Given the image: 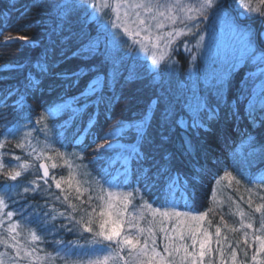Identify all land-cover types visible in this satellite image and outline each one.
<instances>
[{
	"label": "snow or ice",
	"instance_id": "1",
	"mask_svg": "<svg viewBox=\"0 0 264 264\" xmlns=\"http://www.w3.org/2000/svg\"><path fill=\"white\" fill-rule=\"evenodd\" d=\"M259 3L264 5V0H259ZM231 7L229 0H165V2L162 0H64V2H59L58 0L52 4V8L56 12V26L61 28V31H63L61 25H70L73 16H77L81 12L84 13L86 20H93L97 25V35L90 38L88 44L83 45L74 55H98L101 44L104 43L105 61L110 63L115 70L122 62L124 55H118L119 45L124 43L121 40V35L126 36L130 41L128 54L132 55L133 59H135L134 54L137 50L142 53H150L148 58L151 60V67L146 65H142V67L161 93H163L161 87L163 74L159 71L161 65H165L166 70L171 68L176 63L173 53L177 52L180 47H183L186 52H191V40H183L182 45L177 44V41L183 37L194 39L196 48L202 46L204 36L201 33L204 29L201 25L203 21L211 18L228 24L240 36L242 48L238 55L226 58L220 68L214 70L210 78L205 79L204 94L196 90L193 92L192 98L184 102L183 110L186 112V116L176 118L175 104L172 99L158 95L149 105L148 112L140 120L128 125V128L135 132L134 144L119 142L118 138L124 132L123 125L114 127L101 138L103 143L98 144L94 149L93 159L105 158V153H110V155L106 157V169L102 176L103 183L93 182L99 188V193L96 196L88 195L87 201H84L81 197L90 189L84 188L83 184L88 182L75 181V192L77 193L75 199L80 202L81 206L87 203L90 211L88 208L72 203L69 195L65 194L64 189L61 188V184L64 182L68 184L69 188L73 186L75 179L71 172L73 165L67 159L66 153L52 148V141L48 139L51 129L47 123V117L42 113L36 121L37 125L42 126L39 129H33V131L44 133L45 147L38 149L33 146L29 139L32 137V131L25 130L15 147L22 150L31 149L26 152V155L32 160H22L20 156H15L14 159L18 163L9 166L0 159V175H3L5 181L0 185V188H3V192H0V229H2L0 245L13 250L15 261L23 260L27 264H49L50 260L60 257L65 259L66 264H120L121 261L123 264H216L218 256V264H226L227 250L230 249L231 264H238L237 248L232 247L231 241L222 233L221 226H215V239L213 233L209 231L212 221L207 217L214 211V208H209L198 215H194L190 210H177L181 201L184 202L185 208L190 207L189 198L190 195H194V192L189 180L195 181L202 172L206 171V166L193 165L190 178L184 176L173 168L171 155L166 147L171 140L172 133L179 127L184 134L181 149L184 155H193L194 145L188 133L193 131L199 135L200 129L209 131L208 123L221 119L222 108L227 109L224 119L240 120L238 105L244 100H247V103L244 104V116L253 127L258 126V122L264 123V49L256 43L257 34L247 26L240 27L236 24L237 17L231 15ZM237 7L246 9L248 13L264 17V11H261L259 7H254L252 0H238ZM109 26L112 31H109ZM166 26L168 30L164 31ZM259 37L264 39V32L259 33ZM12 39L11 36L6 37V41ZM17 39L31 42L28 37L21 36ZM249 66L255 68V71L246 72L245 78L240 82L237 97L229 103L225 99V90L230 84L233 74L241 67ZM37 67L42 72L46 71V58L44 64H38ZM87 71L89 69L82 68L79 73H73V76L78 80L79 76L86 74ZM157 77H160L159 82L156 81ZM132 78H139V73L135 68H130L128 76L125 77L126 80ZM115 81V71L109 73L107 81L96 77L88 82L81 97L85 101L91 100L98 107L104 102L103 87L105 84L112 87ZM38 85L39 81L30 74L24 85V93H20L19 99L16 101L18 109L26 106V93ZM15 91L19 93V89ZM12 94L13 92L10 91L4 98L6 99L8 95ZM88 106L86 102L81 107L73 108L72 116L65 124L75 120ZM68 107L71 106L68 105ZM153 108H157L159 111L158 140L148 132L153 119L150 114ZM48 111L49 115L55 114L51 108ZM0 119L4 120L3 131H0V136L4 137L0 140V149H3L7 139L14 138L22 129H27V125L8 121L6 115H0ZM94 124V119L89 117L87 126L78 130L76 138L89 133ZM245 137L242 138V143L247 145L253 155L264 154V145L257 146V142L251 134L246 133ZM145 148L147 151L142 150ZM49 149L69 167L67 181L64 177L56 179L55 176H50V167L55 169L58 165L52 163L49 167L43 162L45 159L53 160V156L48 154ZM156 154L162 155L157 159ZM72 155L76 156L77 154L73 153ZM78 158L82 159V156ZM32 161H39L38 169ZM133 162L136 164L135 183L142 187H132L126 183L130 174V165ZM146 162H148L147 166H145ZM206 164L207 153H205ZM6 167L7 171H5ZM30 170L42 171V176L37 175L29 181L23 187L22 193H17V195L26 199L25 194L39 192L54 201H60L63 196L62 202L67 204V207L71 209L70 212L58 210L48 200H45L43 205H32L26 201L15 212L6 211L9 207L10 193L17 187L16 184L9 185L7 181L15 182ZM49 179L57 189H61L60 195H53L47 191V188L51 187ZM221 179H227L229 184L233 180L236 184L240 183L231 172H225ZM40 180H43L46 186L43 189L39 183ZM217 183L220 181L218 180ZM124 188L131 190H115ZM153 188L159 191L162 199V204L158 207H153V204L141 195L142 190L147 192ZM91 191H96V188H92ZM248 191L251 192L252 189H248ZM137 195H140L141 203L139 205L133 203ZM94 201H98V203H94ZM249 206H251V200H249ZM45 207L48 208V211H42ZM29 208L30 211H25ZM254 211L260 214V220L259 228L252 233L255 252L251 256V261L252 264H264V204L257 205ZM77 212L80 213L79 217L75 215ZM17 214L21 215L25 224L35 222L38 226L37 229H29L28 238L23 241L20 239L21 225L13 220L14 215ZM236 214L240 216L239 228L230 227L224 223L223 216H221L224 228L232 232L254 228L251 220L245 223L243 211H238ZM58 217H63L64 222L57 226L52 222L56 221ZM146 217H150V219H146ZM6 220L8 223L5 228ZM142 221L145 223L142 224ZM61 230L70 233L78 230L81 231V234L91 233L92 238L85 241L89 251V258L86 262L79 258L69 262L68 258L73 255V249L68 245L59 248L56 251V257L47 252L43 256L39 254L43 249H38L34 245L37 241H43L44 235L40 233L52 234L59 233ZM4 233L7 235L5 236ZM158 233L160 234V244L157 241ZM248 236L249 233L245 231V243H247ZM62 243L61 240H55L56 245ZM68 243L71 245L73 242ZM213 244H215V248ZM161 245L162 251L159 250ZM248 246L252 247L251 244ZM125 251L127 255H122ZM244 254L247 256L246 252ZM4 256L5 253L0 252V264H5Z\"/></svg>",
	"mask_w": 264,
	"mask_h": 264
},
{
	"label": "trees",
	"instance_id": "2",
	"mask_svg": "<svg viewBox=\"0 0 264 264\" xmlns=\"http://www.w3.org/2000/svg\"><path fill=\"white\" fill-rule=\"evenodd\" d=\"M55 2H58V0H0V101H2L0 103V115H6L8 121L13 123L27 125V129H22L14 138L9 137L7 139L5 147L0 149V154H2L0 159L9 166L18 163L14 159L15 156H20L22 160H32L31 157L26 155V152L31 149L22 150L15 147L25 130L32 131V137L29 139L33 146L38 149L45 147L44 133L33 131V129H39L42 126L37 125L36 121L43 113L47 117V123L51 129L48 139L52 141V148L66 153L67 159L73 165L71 169L75 178L73 186L69 188L68 184L64 182L61 184V188L64 189L65 194L69 195L72 203L81 206L80 202L75 199L77 195L75 192V181L88 182L83 184L84 188L90 189L89 192H86L81 197L84 201H87L88 195L96 196L98 194V187L93 183L94 181L103 183L102 176L106 169V157L110 153H105V158L93 159L95 155L94 149L98 144L103 143L101 138L117 125L140 120L148 112L149 105L152 104V101L158 95H164L172 99L175 104L176 118L186 116V112L183 110L184 102L190 100L196 90L204 94L205 79L200 78L199 74H195L194 78H187L190 58L188 54L179 51L177 52V61L170 70L167 71L164 65H161L159 69L163 74L161 85L163 93H161L142 67V65L149 67L146 61L136 55L135 59H133L132 55L128 54L130 41L123 35H121V40L124 43L119 45L118 50V55L124 54L123 60L115 70L110 63L105 61L103 55L104 43L101 44L100 54L98 55H74L83 45L88 44L90 38L97 35V25L93 20H86L84 13L81 12L77 16H73L70 25H61L63 28V31H61V28L56 26V12L52 8V4ZM59 2H64V0H59ZM229 3L232 6L231 8L236 9L238 12H244L252 19V28L255 27L256 29L260 25V28L263 29L260 20L264 19V17L259 16V14L248 13L246 9L238 8V0H229ZM252 4L254 7H259L261 11H264V5L260 4L259 0H252ZM230 11L233 14L232 9ZM9 36L13 39L6 41V37ZM21 36L28 37L31 42L17 39ZM257 36V45L264 49V41L259 35ZM45 58L47 70L42 72L37 65L44 64ZM82 68L89 69V71L80 75L77 80L73 73H79ZM130 68H135L136 72L139 73V78L125 79ZM113 71L116 72V81L112 87H108L106 84L103 87L104 102L102 104L97 107L91 100L85 101L81 97V93L89 81L94 80L96 77L107 81L109 73ZM250 71H255V68L251 66L241 67L239 71L233 74L230 84L225 90V99L229 103L237 97L240 82L245 78L246 72ZM30 74L39 81V85L26 93V106L18 109L16 101L19 99V94L24 93V85ZM156 81L159 82L160 77H157ZM16 89H19V93L15 91ZM10 91L13 94L8 95L5 99V95ZM68 99L74 100V103L79 107L86 102L89 106L87 109L82 110L75 120L70 121L66 125L65 122L69 121V117L72 116L71 111L52 117L49 115L48 110ZM246 103L247 100H244L238 105L240 120L224 119L227 109L222 108L221 119L208 123L209 131L206 132L200 129L199 135L190 131L188 136L194 145L193 155H184L181 149L184 134L179 127L172 133L171 140L166 145L168 153L171 155L173 168L182 175L190 178L193 165L206 166V171L202 172L195 181L189 180L194 192V195H190L189 198L190 207L185 208L184 202L181 201L177 209L180 211L190 210L194 215H198L209 208H214V211L209 213L207 217L212 221L209 231L213 233L214 237L215 226H221L222 233L231 241L232 247L237 248L238 264H252L251 256L255 252L252 233L259 228L260 220V214L256 213L254 209L257 205L264 204V199H261V197H264V154L253 155L247 145L242 143V138H246L245 134L248 133L255 138L257 146L264 145V123L258 122V126L253 127L244 116V104ZM150 114L153 119L148 132L151 136L157 137L158 140L157 123L159 111L157 108H153ZM89 117L94 119V127L85 136H80L77 139L78 130L87 126ZM3 127L4 120L0 119V131H3ZM123 134L125 139L135 140L134 130L125 129ZM2 139L4 137L0 136V140ZM84 145H87V147H84ZM142 150L147 151V148ZM73 153L77 155L73 156ZM205 153H207L206 165ZM48 154L53 156V160L45 159L44 162L49 167L52 163L58 165L55 169L50 167L51 176H55L56 179L64 177L65 181H67L70 172L67 164L60 160L59 157H56L51 149H49ZM156 155L157 159H159L162 154ZM79 156H82V159L78 158ZM32 162L38 169L39 161ZM147 164L148 162H146L145 166ZM135 169L136 164L133 162L130 165V174L126 183L132 187H142L135 183ZM7 170L8 168L6 167L5 171ZM225 172H231L240 183L236 184L235 180H233L229 184L227 179L222 180L221 177L224 176ZM37 175H40V172L30 170L15 182L7 181L9 185L16 184L17 187L10 193L11 198L8 201L9 207L6 211L12 210L15 212L26 201L32 205H43L45 200H48L58 210L70 212L71 209L67 207L66 203L62 202L63 196H61L60 201H54L39 192L25 194L26 199L17 195V193H22L23 187ZM218 180L220 183H217ZM4 183V177L0 175V185ZM39 183L42 189L46 187L43 180H40ZM49 185L51 187L47 188V191L53 195H60L61 189H57L51 179H49ZM92 188H96V191H91ZM248 189H252V191L249 192ZM115 190L130 191L131 189ZM0 192H3V188H0ZM141 195H143L145 200L151 202L153 207H158L162 204L160 193L155 188L147 192L142 190ZM249 200H251V206H249ZM13 201H16V203H13ZM133 202L134 204L141 203L140 195H137ZM94 203H98V201H94ZM81 207L88 208V205L86 203ZM30 210V208L25 209V211ZM88 210L90 211L91 209L88 208ZM42 211H48V208L45 207ZM238 211L245 213V223L249 222V220L253 222V229L232 232L223 227L221 216H223L224 223L230 227L239 228L240 216L236 214ZM75 215L79 217L80 213L77 212ZM13 220L21 225L19 230L22 241L28 238L29 229H37L38 227L35 222L25 224L19 214L14 215ZM62 222H64L63 217H58L52 223L58 226ZM7 223L6 220L5 228ZM245 231L249 233L247 243H245L244 238ZM4 234L5 236L7 235L6 233ZM40 234L44 235V239L43 241H37L34 247L43 249L39 253L41 256L47 252L56 257V251L68 245L73 249V255L68 258L69 262L78 258L85 262L88 260L89 251L85 241L92 238L91 233L81 234L80 230L70 233L61 230L59 233ZM55 240H61L63 243L56 245ZM70 241L73 242L71 245L68 243ZM249 244L252 247H249ZM81 245L84 247H79ZM213 247L215 248L216 246ZM160 249L162 250L161 247ZM230 251V249L227 250L226 264H231ZM0 252L5 253V264H27L23 260L15 261L13 259L15 253L11 248H5L0 245ZM245 252L247 256H245ZM218 262L219 259L217 257L216 264ZM49 264H66V261L56 257L54 260H50ZM120 264H123L122 261Z\"/></svg>",
	"mask_w": 264,
	"mask_h": 264
},
{
	"label": "rangeland",
	"instance_id": "3",
	"mask_svg": "<svg viewBox=\"0 0 264 264\" xmlns=\"http://www.w3.org/2000/svg\"><path fill=\"white\" fill-rule=\"evenodd\" d=\"M162 2H165V0H162ZM232 11H233V14L231 15L237 17L236 14L238 13V11L236 9H232ZM241 21L243 20H239L237 18L236 24L239 25L240 27L246 26L242 24ZM201 27L204 29L201 33L204 36V40L200 48H196L195 40L189 37H183L181 38V40L177 41L178 45H182L183 40H191V45H190L192 49L191 52L184 51L183 47H180L179 50L177 51V52L181 51L189 55L190 66L187 70V78L188 77L194 78L195 74H199L200 78H204V79L211 77L214 70H218L226 58H231L233 55H238L242 48V41H241L240 36L228 24L220 22V21H216L210 18L207 21H203ZM109 28L111 29L110 26ZM247 28L250 29L253 33L257 34L255 27L252 28L251 26L249 27L247 26ZM167 30L168 29L166 26L164 31H167ZM110 31H112V29ZM257 39H258V36H257ZM136 47L138 49V46ZM177 52L173 53L175 61H177ZM134 55L146 61L148 66L151 67V60L148 58L150 56V53H142L137 50ZM193 56H195L196 58L193 59L192 58ZM171 68L167 69V71L170 70ZM193 83H191V85H193ZM68 105H70L71 107H68ZM76 107H79V106L76 103H74V100L68 99L65 102L59 103L55 105L54 107H52L51 109L54 110L55 114L51 116L57 117V116L64 114L67 111L72 112V109ZM129 124L131 123H126V124H121V125H123L124 130H125V129H128ZM121 125H117L116 127H119ZM118 139H119V142L122 144H134L135 143V140L131 141L129 139H125L124 134H122V136H120ZM105 187L107 186L105 185ZM97 193H99V188H97ZM139 204L140 203H136V205H139ZM177 210L180 211L179 209ZM146 219H150V217H146ZM141 223L144 224L145 221H142ZM213 238L215 239V236ZM157 241H158V244H160V234L159 233L157 235ZM213 246H215V244H213ZM161 248H162V245H161ZM122 255H127L126 251L123 252Z\"/></svg>",
	"mask_w": 264,
	"mask_h": 264
},
{
	"label": "flooded vegetation",
	"instance_id": "4",
	"mask_svg": "<svg viewBox=\"0 0 264 264\" xmlns=\"http://www.w3.org/2000/svg\"><path fill=\"white\" fill-rule=\"evenodd\" d=\"M236 15L238 16V14H236ZM241 23L249 27V26H251L253 24V21L251 19H249V18H246V20L241 21ZM260 27H261L260 25H258L256 27L257 35H259V33H260L259 32Z\"/></svg>",
	"mask_w": 264,
	"mask_h": 264
},
{
	"label": "water",
	"instance_id": "5",
	"mask_svg": "<svg viewBox=\"0 0 264 264\" xmlns=\"http://www.w3.org/2000/svg\"><path fill=\"white\" fill-rule=\"evenodd\" d=\"M238 18L240 19V20H245L246 19V15L244 14V13H239V15H238ZM261 21V24L264 26V19H261L260 20ZM262 32H264V30L262 31ZM263 41H264V39H262ZM44 162V161H43ZM46 163V162H45ZM47 164V163H46ZM40 174H41V176H42V171H40ZM50 175H51V173H50Z\"/></svg>",
	"mask_w": 264,
	"mask_h": 264
}]
</instances>
